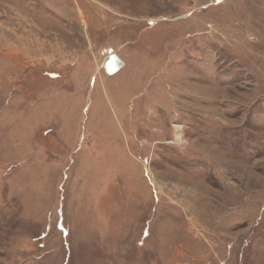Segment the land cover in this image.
I'll use <instances>...</instances> for the list:
<instances>
[{"label":"rangeland","instance_id":"obj_1","mask_svg":"<svg viewBox=\"0 0 264 264\" xmlns=\"http://www.w3.org/2000/svg\"><path fill=\"white\" fill-rule=\"evenodd\" d=\"M0 264H264V0H0Z\"/></svg>","mask_w":264,"mask_h":264},{"label":"water","instance_id":"obj_2","mask_svg":"<svg viewBox=\"0 0 264 264\" xmlns=\"http://www.w3.org/2000/svg\"><path fill=\"white\" fill-rule=\"evenodd\" d=\"M112 61L114 62V66H115V70L113 72H111L112 74L115 73L116 71H118L120 68H122V66H124V62L118 57V55H113L112 57Z\"/></svg>","mask_w":264,"mask_h":264},{"label":"built area","instance_id":"obj_3","mask_svg":"<svg viewBox=\"0 0 264 264\" xmlns=\"http://www.w3.org/2000/svg\"><path fill=\"white\" fill-rule=\"evenodd\" d=\"M175 142H176L175 138H170V139L167 140L168 144H174Z\"/></svg>","mask_w":264,"mask_h":264}]
</instances>
